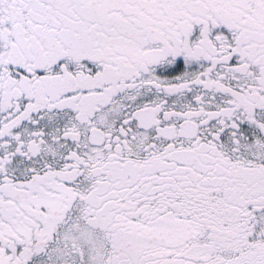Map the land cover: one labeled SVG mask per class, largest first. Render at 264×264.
<instances>
[{
	"label": "snow or ice",
	"instance_id": "snow-or-ice-1",
	"mask_svg": "<svg viewBox=\"0 0 264 264\" xmlns=\"http://www.w3.org/2000/svg\"><path fill=\"white\" fill-rule=\"evenodd\" d=\"M0 264H264V0H0Z\"/></svg>",
	"mask_w": 264,
	"mask_h": 264
}]
</instances>
